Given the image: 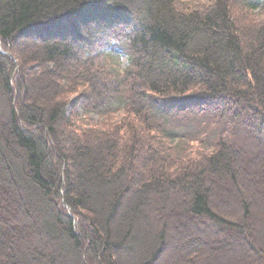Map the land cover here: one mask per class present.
Masks as SVG:
<instances>
[{
	"label": "trees",
	"instance_id": "1",
	"mask_svg": "<svg viewBox=\"0 0 264 264\" xmlns=\"http://www.w3.org/2000/svg\"><path fill=\"white\" fill-rule=\"evenodd\" d=\"M0 264H264V0H0Z\"/></svg>",
	"mask_w": 264,
	"mask_h": 264
},
{
	"label": "rangeland",
	"instance_id": "2",
	"mask_svg": "<svg viewBox=\"0 0 264 264\" xmlns=\"http://www.w3.org/2000/svg\"><path fill=\"white\" fill-rule=\"evenodd\" d=\"M181 1H183V2H191L192 0H181ZM115 61L117 62L118 67L121 70L125 69L128 66V60H127V57L125 55L117 54V57H116ZM72 99H74V97ZM77 112H78L79 115L84 116L83 110L80 107H77ZM87 117H89V119H91V121L92 122H95V123L100 120L99 119V116H97L96 114H88ZM196 131H197V129H196ZM204 135H205V133L202 134V136H203L202 138L203 139H204ZM193 138L194 137H193V135L191 133H189V132L183 133V130L181 129V130H179V133L178 134H175V135L171 136L168 141L171 144H175V143H187L190 140H192ZM197 143L199 144V146L200 145L201 146H205L203 144L206 143V142H204V141L198 142L197 141ZM167 255H168V253H167Z\"/></svg>",
	"mask_w": 264,
	"mask_h": 264
}]
</instances>
